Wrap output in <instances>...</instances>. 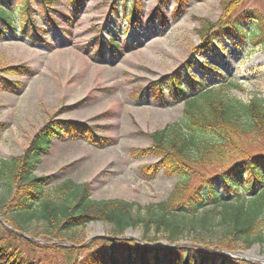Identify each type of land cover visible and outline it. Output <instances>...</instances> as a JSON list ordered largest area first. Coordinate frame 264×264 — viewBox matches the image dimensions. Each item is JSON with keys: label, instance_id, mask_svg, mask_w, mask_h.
Instances as JSON below:
<instances>
[{"label": "rangeland", "instance_id": "374dc122", "mask_svg": "<svg viewBox=\"0 0 264 264\" xmlns=\"http://www.w3.org/2000/svg\"><path fill=\"white\" fill-rule=\"evenodd\" d=\"M164 1L138 0V16L131 23L120 1L115 10L111 0H84L73 11L68 0H27L30 25L21 29L17 24L13 32L1 25L0 159L18 157L42 126L62 121L73 127L52 137L35 175L50 176L53 183L87 182L93 200L131 203L135 213L165 200L177 176L159 167V158L146 149L150 132L181 118L183 102L168 94L165 103L160 102L150 84L175 73L182 80L194 77L217 86L213 71L204 65L209 64L219 68L221 82L235 85L229 97L244 102L252 94L264 97V0H239L227 17L224 7L230 9L231 0H186L176 18L172 16L175 1ZM157 8L166 25L159 23ZM152 13L155 17L149 22ZM221 16V22L229 23L224 30H230L234 21L251 31L252 19L258 18L254 27L261 30L258 39L245 43L233 32L228 38L222 29L217 38L220 49L197 50L201 19L216 22ZM112 37L120 48L109 46ZM86 129L88 133L83 132ZM145 231L143 226L131 227L120 236L140 243L145 235L146 242L169 244L160 232ZM110 233V225L98 220L87 223L77 241L86 244ZM33 238L39 244L46 242ZM176 243L200 248L189 235ZM231 251L250 264H264V243H240Z\"/></svg>", "mask_w": 264, "mask_h": 264}, {"label": "trees", "instance_id": "16d2710c", "mask_svg": "<svg viewBox=\"0 0 264 264\" xmlns=\"http://www.w3.org/2000/svg\"><path fill=\"white\" fill-rule=\"evenodd\" d=\"M68 1L75 11L84 0ZM111 1L112 9L118 8V1L127 8L129 22L136 20L138 0ZM174 1L172 16L176 18L186 0ZM228 3L225 17L239 6V0ZM157 10L159 23L166 25L161 8ZM29 14L27 0H0V26L10 32L16 31L17 24L21 29L30 25ZM154 17L152 13L148 21ZM221 19H201L197 50L220 49L218 32L229 25ZM252 20L251 31L232 21L225 35L230 38L233 32L245 43H255L258 18ZM109 46L120 48L113 37ZM204 65L218 78L217 86L194 77L182 80L175 73L150 84L160 102L165 103V94L182 101L183 113L178 121L149 133L148 154L159 158L158 166L174 172L177 181L165 200L142 214L133 212L131 203L93 200L87 182L53 183L50 176L34 174L40 156L49 152L52 137L73 127L68 123L48 122L32 135L21 155L0 159V217L11 228L0 220V264H250L209 247L231 251L240 243H264V97L252 94L246 102L229 97L235 85L230 80L221 82L219 69ZM98 220L110 225L112 236L143 226L145 233L160 232L170 245L189 235L200 248H153L105 236L86 244L77 241L81 229ZM23 234L46 242L39 244ZM141 240L147 241V236ZM57 241L78 245L62 246Z\"/></svg>", "mask_w": 264, "mask_h": 264}, {"label": "water", "instance_id": "95a60500", "mask_svg": "<svg viewBox=\"0 0 264 264\" xmlns=\"http://www.w3.org/2000/svg\"><path fill=\"white\" fill-rule=\"evenodd\" d=\"M0 220H1V217H0ZM2 221V220H1ZM98 224L99 225H101L99 222H98ZM7 228H9V227H7ZM10 229V228H9ZM24 235V234H23ZM25 236V235H24ZM103 236V235H102ZM26 238H28L27 236H25ZM107 238H113V239H116V240H121V238L123 239L124 238V236H112V235H110V236H106ZM28 239H30V238H28ZM124 239H126V238H124ZM130 239V238H129ZM133 239V238H132ZM131 239V240H132ZM32 240V239H31ZM135 242H138V240H135V239H133ZM140 243H144V244H147V242L146 241H139ZM156 245V244H155ZM158 248H165L166 246H172V247H176V246H179L177 243L176 244H173V245H165V246H161V245H156ZM235 254V253H234Z\"/></svg>", "mask_w": 264, "mask_h": 264}]
</instances>
